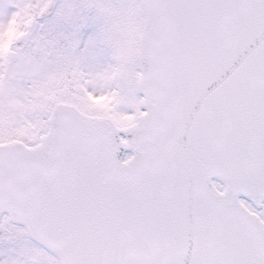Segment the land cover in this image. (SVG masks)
Returning a JSON list of instances; mask_svg holds the SVG:
<instances>
[{
	"label": "water",
	"instance_id": "water-1",
	"mask_svg": "<svg viewBox=\"0 0 264 264\" xmlns=\"http://www.w3.org/2000/svg\"><path fill=\"white\" fill-rule=\"evenodd\" d=\"M140 1L145 114L54 103L35 146L0 144V217L59 264H264L238 201L264 200V0Z\"/></svg>",
	"mask_w": 264,
	"mask_h": 264
},
{
	"label": "rangeland",
	"instance_id": "rangeland-1",
	"mask_svg": "<svg viewBox=\"0 0 264 264\" xmlns=\"http://www.w3.org/2000/svg\"><path fill=\"white\" fill-rule=\"evenodd\" d=\"M45 1L0 0V141L35 144L55 101L119 126L130 123L142 111L135 89L137 1L61 0L37 24ZM260 215L264 220V210ZM21 231L0 227V264H51Z\"/></svg>",
	"mask_w": 264,
	"mask_h": 264
}]
</instances>
